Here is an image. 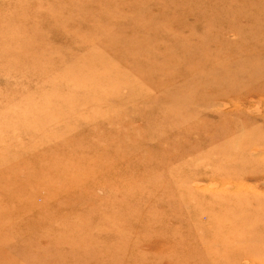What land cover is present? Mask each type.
Listing matches in <instances>:
<instances>
[{
    "label": "bare ground",
    "instance_id": "bare-ground-1",
    "mask_svg": "<svg viewBox=\"0 0 264 264\" xmlns=\"http://www.w3.org/2000/svg\"><path fill=\"white\" fill-rule=\"evenodd\" d=\"M148 1L69 0L65 3V0H56L57 6L61 8L42 14L35 6L33 9L34 4L30 0L7 4V8L12 7L15 15L31 14L32 18L23 19V26L14 33L9 32L8 28L2 27L4 32L0 29V43L3 45L1 54L13 58L15 63H29L33 72L43 76L54 69L60 70V74L48 80L49 93L55 101L26 103L21 111L17 102L13 112L4 113L0 118V249L7 248L10 241L16 239L26 242V246L34 244L39 237L38 226L54 219L47 212L37 213L34 206L28 203V193L44 187L48 190V201L50 198L59 200V192H54V186L60 182L68 202L81 203L93 198L102 204L103 200L91 195L94 186L98 185L97 173H101L104 167L116 169L120 164L132 167L135 159L140 178L121 177L131 183L137 180L141 187L154 188L156 193L142 198L126 197L127 202L122 206L106 203L105 211L100 215L101 211L81 210L69 215L71 219L66 216L63 219L65 234L62 239L67 241L72 234L80 235L74 249L90 245L93 249L86 254L101 261V256L97 255L98 249L106 246V240H112L117 247L111 251L117 254L126 250L129 254L125 259H118L116 264L159 263L162 259L159 255L137 252L139 243L143 241L147 244L153 237H178L179 241L169 246L168 252L162 255L180 252L188 259L186 262L172 261L173 264H240L239 260L243 257L251 256L264 259V199L248 198L242 194L208 196L207 203L198 205L199 208L192 205L193 211L194 207L197 211L209 208L213 210H210L214 213L213 217H220L224 221L219 223L212 219V233L198 235L192 231L193 226L198 225L188 200L192 192L189 188L178 186V183L189 182L193 176L176 175L180 166H177L178 169L171 166L174 156L163 155H160L163 159L161 166L168 167L169 173L161 174L159 165L153 166L151 163L150 153L144 152L145 144L140 139L143 137L137 135L133 127L129 130L119 127L114 131L115 136L127 138L126 142L119 141L114 147L107 144L104 149H100L96 144L86 142L85 136L88 135H81L82 140L65 143V137L75 133L78 125L72 119L65 124V119L71 118L70 112L76 109L77 92L81 93L78 101L88 102L92 108L105 111L106 108L109 110L118 106L122 112H126V108L130 109L148 97L150 100L143 101V104L150 102L148 106L158 107L162 103H169L175 96H184L187 89L194 90L200 83H210L215 96L222 95L220 91L224 88H264V19H260L264 16V0H242L245 4L240 7L235 4L240 0H157L150 4ZM0 3L6 6L5 0H0ZM124 4L130 5L128 15H134L135 18L124 24L112 22V14H121L119 10ZM40 15L43 20H37L41 18ZM1 16L0 25L4 23L10 26L15 21ZM241 20L247 23L242 24ZM47 32L53 37L65 35L66 51L81 41L88 46L83 53L64 62L60 50L55 49L48 38L45 39ZM229 32L234 34L233 39L227 35ZM31 34L39 39L31 40ZM157 46L164 51L160 52ZM259 63L263 64L262 69H259ZM103 67L108 69L101 71L106 69ZM117 82L122 84L118 87ZM66 83L71 87L67 96ZM158 83L169 87L170 91L176 90L175 93L152 98L153 95L147 93V89L155 88ZM125 90L133 92L126 94ZM26 97L20 102L23 103ZM193 103H201L200 97L194 98ZM51 106L54 107L53 112H45ZM188 107H181L178 114H162L161 117L187 129L189 125L180 118V114L187 112ZM100 117L97 120L98 117L94 115L92 121L102 124L115 122L107 114ZM27 122L30 125L25 126ZM116 125L120 126L121 122ZM253 126L245 129L234 127L225 137L223 147L210 150L219 154L223 161H228L225 166L221 161L218 162L226 169L235 163L232 165L236 168L233 175H238L245 168L263 165V162L248 156L249 149L264 142V128ZM112 135L108 131L96 136L103 139ZM24 137L27 142L21 140ZM84 143L88 144L89 152H84ZM53 152L62 155L68 153L72 157L66 158H73V164L65 163V171L60 170V163L65 162L62 156L63 163L59 159L60 163L56 165H44L41 160ZM253 154H264V150L254 151ZM103 157L110 162L103 164ZM24 183L28 184V188ZM159 202L168 207L172 202L175 207L157 212L153 205ZM109 209L114 211L110 212ZM106 212L111 214L107 215ZM184 216L188 217L191 227L181 223L179 228L168 225V220L180 222ZM249 226L253 227L248 230ZM94 230L108 232L107 235L96 236ZM178 231L182 235H178ZM216 232L227 234L214 235ZM195 241L200 242L195 251L183 249L184 244Z\"/></svg>",
    "mask_w": 264,
    "mask_h": 264
},
{
    "label": "rangeland",
    "instance_id": "rangeland-1",
    "mask_svg": "<svg viewBox=\"0 0 264 264\" xmlns=\"http://www.w3.org/2000/svg\"><path fill=\"white\" fill-rule=\"evenodd\" d=\"M17 1L20 0H5V7H3L4 4L0 3V16L5 15L1 17L11 21H14L15 19L16 21H14L10 26L1 23L0 29L3 32L5 31L3 28H8L9 32L14 33L16 29L19 30V28L23 26L21 24L23 19L32 18L31 14H25L26 16L20 15L19 17L17 14L15 15L13 12L14 10L11 9L12 7L7 8V4L10 2L13 4ZM30 1H32L31 4H34L33 9L34 6L38 8L40 14L45 13L46 11L59 10L61 8V6H57L58 4H56V0ZM68 1L69 0H65V3ZM103 1L106 2L109 0ZM151 1L157 0H149L148 4H150ZM163 1L168 2V0ZM236 2L235 4L239 7L241 5L244 6L245 4L242 0ZM130 9V5L124 4L119 10L122 13L112 14L110 18L111 21L121 24L129 23L135 18L134 15H128L130 14ZM103 12L105 13V11ZM43 19V16H41V18H38L37 20ZM260 19H264V16ZM240 23L246 24L247 22L241 20ZM46 31L49 32V30ZM48 32L46 33L45 39L48 38V42L54 45L55 49L60 50V56L64 62H67L75 55L78 56L83 53V50L88 46L85 42L81 41L69 51H66L65 35L59 34L56 35V37H53L49 34L50 32ZM227 35L230 39H233L234 37V34L231 32ZM30 36L31 37L29 38L33 41H37L39 39L36 35L31 34ZM15 39L16 38L13 40ZM2 47L3 45L0 43V118H2V114L4 113L13 112L12 109L14 107L18 106V108H22L20 111L23 110L26 103L31 104L37 101H46V103H48L55 101L56 99H54V96L49 93L50 84H48V80L51 79L52 76L59 75L60 70H51L47 76H43L39 73L33 72L30 64L27 62L23 64L15 63L13 58L7 57L6 55L3 56L1 54ZM157 49H159L158 46ZM163 51L164 50H160V52ZM262 67L263 64L259 63V69H262ZM107 69L108 68L101 71H106ZM75 75L78 76L79 74ZM121 84V82H117L116 86L119 87ZM69 87L70 86L66 83L65 96H67V93L69 92ZM136 87L139 89L142 88L141 85H136ZM41 91L43 93H40ZM147 91V93L153 95L152 98H161L163 95L175 93L176 90L170 91L169 87L158 83L155 88L153 87L151 89L148 87ZM213 91L215 90H213L210 83H200L197 87H194V90L193 88L187 89L184 92V96H175L169 103H162L161 105H158V107L148 106L150 102L143 104L144 100H150V97H148L143 101L138 102L132 108H126L127 113L122 112L121 108L118 106L112 107L109 110L106 108L105 111L102 108H92L90 103L78 101V99L80 100L81 98V93L77 92L75 96L76 102L74 104L76 109L70 112L71 118L65 119V124L72 119L78 125L77 129L74 131L75 133L69 134L65 137V143L82 140L81 135H88L85 136L87 138L86 142L90 141L93 144H96L97 147L99 146L100 149H104L107 144H109L110 147H114L119 143V141L126 142L127 139L123 135L115 136L114 131L119 127L128 130L131 129L130 127H133V129L136 130L137 135L143 137L140 138L145 144L144 148L146 151H143L145 153H150L151 163H153V166L159 165L158 170H160L161 174L169 173L168 167L161 166L163 159L160 155H163L164 157L174 156L171 166L174 167V169H178L177 166H180V171L177 172L176 175L193 176L189 182H182L181 185L178 183V186L179 188H189L192 192V194L188 196V200L191 203V213L195 215V220H197L198 223L197 226H193L192 231L198 235H205V233L210 234L212 233L210 228L212 219L219 223H223L224 220L220 219V217H213L214 213L211 212L210 210L212 209L209 208L204 207L197 211V208L194 207L193 211L192 205H204L203 203H207L208 196L210 195L227 196L242 194L248 198L264 199V154H253L254 151L264 150V142L249 149L248 151L249 157L263 162V165L260 167L251 166L245 168L240 171L238 175H233L236 170V168L232 166L235 164L233 161L232 162L234 164L228 165L226 169L224 166L228 161H223L219 154L211 152L212 148L223 147L225 145V137L228 136L231 130H233L236 126L244 129L250 125H254V128H264V88L256 89V87H253L248 90H242V88H224L220 91L223 94L219 96H215ZM125 92L126 94H130L133 91L125 90ZM40 95H43V97L39 98ZM24 96L27 97L22 103L20 100L23 99ZM197 97H200L201 103H193L194 98ZM17 102L20 104L15 106ZM181 107H188V111L184 113L182 112L180 114V118L186 120V123H188V125L193 129L191 131V128H189L188 125L187 129H185V126H180L178 123L174 122L170 123L168 122V119L161 117L162 114H178L179 110L182 109ZM53 108V106L48 107L45 112L52 113ZM105 114H107L109 118H113L116 123L107 121L102 124L95 122V120L92 121L94 115H96V117H98L97 120H99L101 118L100 116H105ZM128 116H130V118L125 122ZM119 122H121V125H116ZM28 125H30V122L25 123V126ZM90 130L91 133L89 134L88 132ZM108 131L113 134L111 137L100 139L96 136ZM21 140L23 142L28 141L25 137L21 138ZM87 145L88 144L86 143L82 145V148L85 149L84 152H89L87 151ZM51 146H53L52 143ZM38 150L40 151L41 148ZM78 154H81V152H78ZM62 156H64L65 159L64 163ZM230 156L235 155L230 154ZM66 157L72 156L68 153L66 155H62L59 152H53L49 157L41 161H43L44 165L50 166L60 163L59 159H61L63 164L60 163L61 166L59 169L65 171V163L67 165H71L74 161L73 158ZM219 161L224 163V166H221V164L218 163ZM101 162L103 164H107L110 160L103 157ZM136 163H138L137 160L133 159L134 166L132 167H126L125 164H120L116 169L104 167L101 173H97L98 176L96 177L98 178V185L94 186L93 194L91 195H95L97 198L103 200V202H101L102 204H99L100 201L96 202L93 198L89 201L81 203L80 201L79 203L68 202L67 197L65 198V191H63V184L60 182L56 183L54 186V192H59V200L55 201L50 198V201H48V190L44 187L37 192L28 193L27 198L30 206H34L37 213L41 214L47 212L48 215H53L54 219L48 221L49 223L47 224H41L38 226L39 237L35 239L33 242L34 244L26 246L24 245L26 242L16 239L10 241L7 248H1L0 264H116L118 259L127 258L129 254L126 250H121V252H118L117 254L111 251L113 248L115 250L117 247L112 240H106V246L98 249L99 251L97 252V255L101 256V261L96 259L97 257H92L86 254L87 251L93 249L90 245L83 246L80 249H74L73 247L80 239V235L78 236V234H72L70 239L67 241L62 239L63 233L65 234V228L63 227L65 220L63 219L66 216L74 215L81 210H83V212H87L89 210L97 212L101 211L99 212L100 215L105 211L104 208L106 203L113 202L114 204L122 206L125 202H127L126 197L142 198L144 195L152 194L154 192L156 193L154 188L147 189V187H141L140 184L137 183V180L135 183H131L124 177H121L122 175H127L131 177L133 176L134 179L138 177L140 178L138 169L135 166L138 165ZM37 169L40 168L38 167ZM225 169L226 171H224ZM114 170L115 173H113ZM24 186L28 188V184L24 183ZM76 191L77 190H73V192ZM169 204L171 205L168 207L165 206L166 204L159 202L153 205V208L157 212L169 211L170 208L173 209L175 207L174 203L171 202ZM54 209H56V211H54ZM109 210H111L110 212H112V210L114 211V209ZM110 212H106V214L109 215L111 214ZM69 217V219H71L72 216ZM99 218L94 217L93 219L99 220ZM90 219L91 218L88 217V221H90ZM180 223L191 227V223L187 216L181 218L180 222L175 219L168 220V225L172 227L176 225V228H179V226H182ZM249 227L250 228L248 230H250L253 226ZM159 229L162 230L163 228L160 226ZM107 232L108 231L106 230L100 232H96V230H94L93 234L101 236L103 234L107 235ZM178 232V235H182V232ZM225 232H216L214 235H226L227 233ZM178 241V237H168L164 239L153 237L147 244L142 243L143 241L139 243L137 252L143 253L144 251L147 255H159L162 258L159 263L150 264H173L172 261L186 262L188 258L180 252H176L175 254L169 253L166 256L162 255L163 253L168 252L169 246H172V244H175ZM199 245L200 242L197 241L192 243L189 242L183 245V249L185 251L192 252L195 251ZM145 247L148 248L146 249ZM11 251L14 255H12ZM109 253L111 255H109ZM239 263L264 264V259L262 260L261 257L258 256H251V258L243 257L239 260Z\"/></svg>",
    "mask_w": 264,
    "mask_h": 264
}]
</instances>
